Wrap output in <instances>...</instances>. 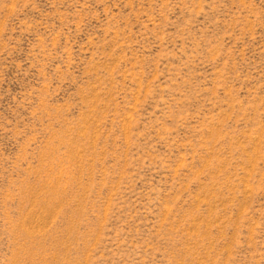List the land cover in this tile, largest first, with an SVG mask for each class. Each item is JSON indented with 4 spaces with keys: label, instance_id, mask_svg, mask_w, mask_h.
I'll list each match as a JSON object with an SVG mask.
<instances>
[{
    "label": "rangeland",
    "instance_id": "1",
    "mask_svg": "<svg viewBox=\"0 0 264 264\" xmlns=\"http://www.w3.org/2000/svg\"><path fill=\"white\" fill-rule=\"evenodd\" d=\"M0 264H264V0H0Z\"/></svg>",
    "mask_w": 264,
    "mask_h": 264
}]
</instances>
